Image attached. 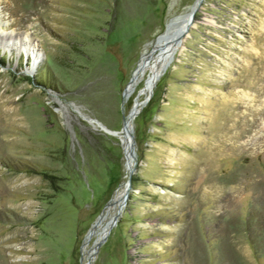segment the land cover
<instances>
[{"label":"rangeland","instance_id":"rangeland-1","mask_svg":"<svg viewBox=\"0 0 264 264\" xmlns=\"http://www.w3.org/2000/svg\"><path fill=\"white\" fill-rule=\"evenodd\" d=\"M194 1L0 0L42 51L0 43V264H264V0H201L137 71Z\"/></svg>","mask_w":264,"mask_h":264},{"label":"bare ground","instance_id":"bare-ground-1","mask_svg":"<svg viewBox=\"0 0 264 264\" xmlns=\"http://www.w3.org/2000/svg\"><path fill=\"white\" fill-rule=\"evenodd\" d=\"M200 2L201 0H197L185 13L169 19V21L166 23L165 30H163L162 33L156 36V39L152 44L151 51L148 54L143 55V57L141 58L140 62L138 63L137 71L147 72L145 84L146 91L151 87L159 74L164 70L167 63L170 62L173 54L181 48L183 40L188 33L193 21V15L191 16L190 14L194 10L196 11L197 7H199L200 5ZM25 37H27V35L22 37L19 34H9L8 36L0 34V43H14L16 41H19L21 45L30 46L33 62H36L42 54L40 46L37 42L32 41L29 37H27V39H25ZM138 107L139 105L136 104V106H134V109H132L129 114H127L123 127V146L125 149L127 166L133 160L130 134L132 120L134 115L136 114V110H138ZM121 200L122 193H116L110 200L107 209L115 210L120 205ZM108 224L104 223V225L99 227V237L97 239V242H101L104 239L105 234L108 230Z\"/></svg>","mask_w":264,"mask_h":264},{"label":"water","instance_id":"water-1","mask_svg":"<svg viewBox=\"0 0 264 264\" xmlns=\"http://www.w3.org/2000/svg\"><path fill=\"white\" fill-rule=\"evenodd\" d=\"M197 0H195L194 1V3L196 2ZM191 16L193 15V12H191V14H190ZM189 24V23H188ZM137 111V110H136ZM130 139H131V136H130ZM123 150L125 151V149H124V146H123Z\"/></svg>","mask_w":264,"mask_h":264}]
</instances>
